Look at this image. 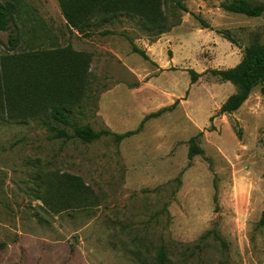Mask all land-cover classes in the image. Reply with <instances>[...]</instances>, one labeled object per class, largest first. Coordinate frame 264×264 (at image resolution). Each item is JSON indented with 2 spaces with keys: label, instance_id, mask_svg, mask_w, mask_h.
Segmentation results:
<instances>
[{
  "label": "rangeland",
  "instance_id": "rangeland-1",
  "mask_svg": "<svg viewBox=\"0 0 264 264\" xmlns=\"http://www.w3.org/2000/svg\"><path fill=\"white\" fill-rule=\"evenodd\" d=\"M1 1L15 11L0 56L84 58L76 124L123 134L176 104L120 142L55 138L49 116H0V264H160L162 253L165 264H264V81L261 128L244 131L220 113L236 86L212 72L264 42V15L228 12L225 0H157L144 15L98 12L81 32L60 0ZM193 138L204 153L190 161Z\"/></svg>",
  "mask_w": 264,
  "mask_h": 264
},
{
  "label": "trees",
  "instance_id": "trees-1",
  "mask_svg": "<svg viewBox=\"0 0 264 264\" xmlns=\"http://www.w3.org/2000/svg\"><path fill=\"white\" fill-rule=\"evenodd\" d=\"M157 0H60L62 11L71 28L81 32L88 27V17L98 12H134L144 15L148 7ZM175 1V0H174ZM185 12L189 9L176 2ZM222 7L235 14L259 18L264 15V3L254 4L249 0H225ZM14 5L0 0V30L8 31L10 23L14 21ZM204 28L210 25L202 21ZM220 33H223L219 31ZM87 34V33H85ZM231 42V37L226 35ZM8 49L13 51L19 45V39L12 33L8 38ZM135 51L146 57L143 51ZM62 57L56 50L32 52L19 59L9 56H0V116L11 120H27L30 118L52 117L58 125L48 122V128L55 138H78L84 142H92L103 135H114L118 142L124 138L138 133L145 122L158 117L172 107L148 114L136 131L123 134L113 133L111 130L95 131L89 125L76 124L71 116L75 105L83 98L82 85L87 76L84 65L86 62L81 54L72 53L73 56ZM82 63H85L84 65ZM83 65V66H82ZM222 80L231 82L237 91L229 96L220 109L221 114H231L237 111L250 97L255 87L264 81V42H254L245 49L242 61L235 67L213 70ZM201 74L192 71L191 81L195 83ZM264 93V87H262ZM69 128L73 133H69ZM241 136V133H238ZM191 139L193 145L189 151V160L196 155L203 154V149ZM70 185L78 187L81 179L69 176ZM80 185H84L81 182ZM264 225V212L261 218ZM168 257L162 253L158 257L160 264H165Z\"/></svg>",
  "mask_w": 264,
  "mask_h": 264
},
{
  "label": "crops",
  "instance_id": "crops-1",
  "mask_svg": "<svg viewBox=\"0 0 264 264\" xmlns=\"http://www.w3.org/2000/svg\"><path fill=\"white\" fill-rule=\"evenodd\" d=\"M256 88L257 87L253 89L248 100L237 111L228 114L229 117H232L234 120L239 122V124L244 129V131H246L250 127V125L251 127H256L257 129H260L262 125L261 124L262 111L255 102ZM168 92H170V90H168ZM223 115L225 118L227 117L226 114Z\"/></svg>",
  "mask_w": 264,
  "mask_h": 264
}]
</instances>
